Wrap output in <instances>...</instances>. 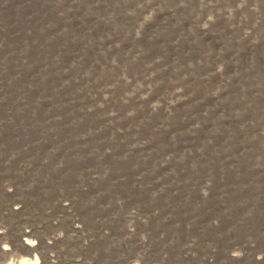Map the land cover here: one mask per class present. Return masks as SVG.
I'll use <instances>...</instances> for the list:
<instances>
[{
  "label": "rangeland",
  "instance_id": "1",
  "mask_svg": "<svg viewBox=\"0 0 264 264\" xmlns=\"http://www.w3.org/2000/svg\"><path fill=\"white\" fill-rule=\"evenodd\" d=\"M10 1L1 0V4ZM49 3L56 11L48 7V12L68 17L69 22L76 17L74 26L83 31L94 30L96 23L102 25L101 55L109 58L103 65H115L119 71L75 87L69 99L59 100V89L77 79L74 75L78 70L72 69L74 75L70 70L82 61L81 51L71 64L56 60H61L58 65L65 67L64 73L68 71L57 92H38V96L33 94L34 100L26 92L21 97L11 96L12 80L24 78L31 70L26 64L35 60L31 51L40 54L41 50L32 46L36 42L30 40L18 52L21 63L13 62L4 54L5 49L0 51V105L8 102L10 119L20 117L21 124L30 121L31 113L39 117L33 120L41 126L39 130L25 126L24 133L16 132L17 138L32 136L37 139L33 145L50 143L43 149L46 152H41L43 160L60 153L54 168L62 176L68 175L69 159L61 147L77 150L81 141V150L91 145L81 157L113 153L117 168L107 164L102 171L88 161L78 174L81 184L77 189L40 192L36 186L28 187L32 182L26 184L27 178L33 177L35 182L41 175L32 168L38 158L13 161L19 151L6 156L5 148L0 147V166L18 160L12 165L16 172L0 168V264H264V220L258 218L264 206H256L264 195V83L258 78L264 76L258 59H264V0ZM80 16L93 19L87 22ZM59 28L60 33L68 32L64 25ZM0 33L9 39L21 34L11 32L8 17L1 15ZM4 36L0 34V47H4ZM155 40L162 50L155 48L158 51L150 54L148 45ZM255 46L263 51L249 52L247 47ZM121 57H128L127 61ZM137 59L143 60L140 70ZM253 59V72L241 74L239 66ZM6 69L23 75L14 78L16 73L7 74ZM169 69L172 73L166 75ZM54 75L50 72L48 78L53 84ZM236 78L247 79V85H242V92L232 99ZM194 79L209 82L206 94ZM5 84L11 92H6ZM70 103H78L76 106L81 105L87 113L101 111L102 121L80 131L76 142L69 145L62 121L70 114L63 106ZM15 104L33 111L21 115L19 109H12ZM0 115L6 119L5 111ZM5 133L3 130L1 137ZM91 136H97L94 143ZM110 166L112 183L122 184L117 197L121 211L108 212L99 205V194L90 200L78 190L89 185L85 174L92 179L105 178ZM248 176L250 179L243 181ZM126 180L150 191L138 192L134 186L124 185ZM182 195L186 201L174 200ZM215 195L219 196L213 200ZM235 196L239 202L234 201ZM244 200L248 203L241 205Z\"/></svg>",
  "mask_w": 264,
  "mask_h": 264
},
{
  "label": "trees",
  "instance_id": "2",
  "mask_svg": "<svg viewBox=\"0 0 264 264\" xmlns=\"http://www.w3.org/2000/svg\"><path fill=\"white\" fill-rule=\"evenodd\" d=\"M52 0H11L9 3H2L6 5L1 4L0 0V15L4 18L8 17V24L10 27L11 32H21L19 38L18 37H13L9 39V35L6 33H0L1 35H5L4 37V47H0V51L5 49L4 54L7 55L13 62L15 63H21L22 55L21 53H18L22 48H24L25 45H28L30 40L35 41L36 43L33 42V45L37 50H41L39 55L34 54L33 50L31 51L33 58L35 60H30L29 62L26 61L23 57V60L26 61V64H30L31 70L24 74V78H17L18 76H22V73H19L16 69L13 70H8L7 74L10 73H16V77L14 81L12 80V92L11 96H20L22 95V92H26L28 95V98L30 100H34L33 94H36L38 92H45V93H52V89H59V85L62 82L63 78H67V73H64L62 67L58 64H62L61 60L59 61L60 63H56V60L58 59H64L67 61L68 64H71L75 62L76 60L73 59L75 58L78 53L81 51L84 54V57L82 61L78 63V65H74L70 73L74 75L72 72H75V70L72 69H77L78 71L76 72L77 79H75L70 85H65L59 89V100L60 97L64 99H69L68 96H70L71 92L75 91V87L78 86H83L86 82H97L100 77L103 75L106 76H115L119 70L116 69L115 65H109L107 64V68L103 65L104 62L109 61L108 55H101L103 51L100 48L101 45H99V40L100 36L103 33L101 31L102 25L98 27V24L96 23V28L93 27L90 28V30L83 31L84 29L78 28L77 26H74L75 23H77L76 17L72 19V22L66 21L68 17L62 16V18H59L56 13L49 11L48 12V7L49 8H54L53 5H51L49 2ZM56 8H54L55 10ZM56 11V10H55ZM81 14H83V11L81 10ZM29 14H32L29 16ZM45 14V15H43ZM53 14V15H50ZM80 18L83 20H87V22H90L93 17L91 16H80ZM57 24L54 26L55 21ZM96 20V19H94ZM98 21V20H96ZM99 23V22H98ZM100 23H103L101 21ZM64 25V29H68V32L61 31L60 33V28ZM27 31V34H26ZM91 31V32H90ZM8 33V32H7ZM25 34V35H24ZM28 38L26 43H24V39ZM1 41V37H0ZM89 41V42H88ZM88 42V43H86ZM24 43V45H23ZM148 41H146L144 44L147 45ZM11 45L9 48L8 45ZM159 41L155 40V42L149 44V53L152 54V52L160 51L162 50L161 47H158ZM170 47V49L173 47V45L170 46V44L167 46ZM264 49V46H261ZM157 48L158 50H153ZM161 48V49H160ZM250 48L249 52L254 50L256 53H259L260 51H263L259 47L257 49L255 47H247ZM8 50V54H7ZM168 54V58H170L169 52H167L165 55ZM129 55V54H128ZM128 57H121L120 60L123 62L127 61ZM4 58L3 60H5ZM258 59L260 63L262 64V67L264 66V59H261L260 56H258ZM138 62V68L140 70V67L142 65V61L137 59ZM255 60L253 59L252 61H249L247 63H243L240 67V72L243 75H246L249 70L252 71V67L255 66L254 64ZM11 63V62H10ZM47 64V66H46ZM202 65V64H201ZM127 66V65H126ZM89 69H87V68ZM246 67V68H245ZM264 68V67H263ZM88 70V71H87ZM55 73L54 75V84L51 83V81L48 79L50 78V72ZM87 71V72H86ZM89 71L91 74H89ZM112 72H115V75H112ZM192 72H196L193 70ZM172 73V71L169 69L166 72V75H169ZM182 73V72H181ZM180 73V75H181ZM3 74H6L3 72ZM6 74V75H7ZM175 74H179L176 73ZM196 74V73H195ZM71 75V76H72ZM65 76V77H64ZM8 77L6 76V79ZM260 80L264 83V76H258ZM40 83H39V82ZM168 80H165L167 82ZM233 84H235L236 92L232 93V99H235L237 94L242 92V85L243 88L247 84V79L243 81V79L236 78L233 80ZM7 83V82H4ZM29 83V84H28ZM194 83H199L202 94H206V90H208V83L209 82H204L203 80L196 81L194 79ZM5 88H7L6 92L8 93L9 90L11 92V87L8 84L4 85ZM253 91V90H252ZM85 93V90L82 91V95ZM82 95H79L78 97H81ZM38 96V95H37ZM77 100V102L80 103V100L77 98H74ZM78 104V103H77ZM70 104H66V108L63 106L64 111L70 112V114L67 116L66 121H62V124L67 127V132L66 134V139L70 144H73L76 142L75 139H77L78 134H80V131L87 130L93 126H97L102 120L101 111L99 110H94L89 113L83 111L81 108V105L76 106ZM83 104V103H82ZM9 103L6 101H2L0 105V113L5 111V116L4 119L2 115H0V147L5 148V152L3 151L4 155L8 156V154L13 151H19V154L16 155V157L13 159L21 160L25 158H30L32 157H37L38 160L40 159V162H38L32 167L36 169V171H40L41 175L35 182H33V177L27 178L26 184H30L28 182H32L31 185H28V187L32 186L35 189L36 188L40 192H45L47 190H56L57 192L62 191H69L72 192L73 190L77 189L80 184L81 180L78 178L79 172L85 167L86 162L88 164V161L90 164H95L101 167L102 171H105L107 164H115L116 163V156L113 155V153H108L105 157H98L99 154H89L86 157H81V154L84 153V151L89 150L90 146L86 148V150H81L79 149V145H81L83 142L79 144V141L77 143V150H69L67 147L63 146L61 147V152L65 154V157L69 159L67 170L66 168H60V171H67L68 175L62 176V173L59 172L55 168L54 165H56V159L60 158V153L52 155L49 160L44 161L43 157L44 154L41 152H46V148L49 147L50 143H47L46 145L43 142H38L37 145H33L32 142L36 141L37 139H33L32 136H30L28 139H23V136H20L17 138L16 132H22L24 133V127L30 128L32 126H36L35 129L39 130V125L33 123V120H37L39 117L35 116L32 117V113L30 115V121L26 122L25 124H21L22 121L20 120V117H17L15 119H10L9 114ZM59 106V104H58ZM76 106V107H75ZM12 109H19L21 111V115L26 111L29 110V112L33 111V108L28 107L27 109L22 108V104H15L12 106ZM35 110V109H34ZM190 112V111H189ZM80 116L82 118L80 119ZM69 122V124H67ZM31 123L33 125H31ZM66 124V125H65ZM69 125V126H68ZM13 128V129H12ZM18 129V130H14ZM6 131V133L1 137L2 131ZM28 131V130H25ZM39 138V137H37ZM233 138V137H232ZM97 139V136H91L90 140L92 143H94ZM89 141V140H87ZM26 144L28 147L24 146ZM31 144V145H30ZM45 149V150H43ZM3 150V149H2ZM2 153V155H3ZM20 155V156H19ZM79 156V158H77ZM17 160V161H18ZM58 160V159H57ZM10 161V165H3L0 166L1 169H7L13 172H16V168L13 165V163H17ZM43 161V162H42ZM42 162V163H41ZM117 168V164H115ZM113 166V168H114ZM51 169V173H49V170ZM113 169L108 170V176L103 178V177H98L92 179L88 174H85L86 179H88L89 185L87 187L80 190L81 193L87 196V199H90L98 196V203L99 205H103L106 209L109 211L115 212V211H121L122 205L120 203V200L117 198L120 195V191H118L119 188H121L122 184L116 183L115 185L112 183V177H114L112 173ZM55 172V173H54ZM256 172V171H255ZM30 175L32 173V170L29 171ZM28 173V174H29ZM27 174V175H28ZM26 175V176H27ZM73 175V176H70ZM31 179V181H29ZM250 177L248 176L245 178L243 181L249 180ZM252 182H255V180H251ZM134 180H126L124 185L127 186H134L135 190L138 191L139 189H142V191H145L146 193L149 190V188H145L142 186V184L138 183H133ZM37 185H36V184ZM91 185V186H90ZM115 187L116 189L112 188ZM140 192V191H138ZM184 192V191H183ZM185 193V192H184ZM166 198L165 194H161V197ZM123 196V195H122ZM181 196H175L174 200L184 202L186 201L184 198V195ZM219 195H215L213 200H215V197H218ZM261 201L256 204L257 207L264 206V195H260ZM103 198L102 201H100V198ZM147 199L150 197L147 196ZM234 201H240L238 196L233 197ZM165 200V199H164ZM248 201L250 199H247ZM189 202H192L193 199H189ZM248 201H242L241 205H246ZM92 202V201H91ZM95 203V206L97 205V200L93 201ZM154 202H156L154 200ZM252 202V201H251ZM93 204V203H92ZM163 204L165 202L163 201ZM236 202L232 204V206H235ZM239 205V204H238ZM240 209V207L238 208ZM242 209V207H241ZM262 215H260L258 218L263 221L264 220V212H261ZM114 225H120L118 222H114Z\"/></svg>",
  "mask_w": 264,
  "mask_h": 264
},
{
  "label": "bare ground",
  "instance_id": "3",
  "mask_svg": "<svg viewBox=\"0 0 264 264\" xmlns=\"http://www.w3.org/2000/svg\"><path fill=\"white\" fill-rule=\"evenodd\" d=\"M34 264H37V261H35Z\"/></svg>",
  "mask_w": 264,
  "mask_h": 264
}]
</instances>
